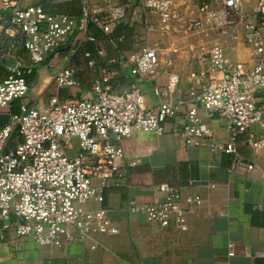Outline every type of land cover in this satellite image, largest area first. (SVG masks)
<instances>
[{
    "label": "built area",
    "instance_id": "2783aa9c",
    "mask_svg": "<svg viewBox=\"0 0 264 264\" xmlns=\"http://www.w3.org/2000/svg\"><path fill=\"white\" fill-rule=\"evenodd\" d=\"M197 3L198 18L188 30L211 35L212 40L200 67L189 73L193 86L182 87L178 73L165 71L170 61L162 59L156 48L144 46L129 57L121 53V60L128 64V80L139 84L152 80L156 104L148 105L137 87L114 90L112 74L102 71L89 98L62 101L54 96L44 107L22 104L18 113H11L12 102L30 94L24 73L31 74L41 65L54 70L57 88L79 85L76 70L60 66L58 55L78 26L77 18L50 15L34 0H0V61L15 60L14 66L6 62L8 73L0 78V115L9 114L8 123L0 127V240L12 232L38 247L60 250L95 235L119 234L112 210L86 206L104 202L105 189L124 164L122 142L135 133H177L186 147L234 156L236 140L245 134L246 147L264 152V136L252 129L255 124L264 126V0L257 1L255 22L244 29L250 62L236 63L227 59L223 42L230 28L245 22L248 0ZM81 4L80 21L94 24L105 37L127 16V6L113 0H81ZM175 10L176 0H139L135 12L156 15L158 29L164 32ZM19 52L24 57L16 56ZM161 73L167 75L163 85L157 83ZM215 113L231 127L226 142L204 123ZM247 169L252 172L256 167L248 164ZM156 191L162 201L132 200L125 217L185 231V211L200 205L201 198L184 197L180 187L167 183L159 184ZM227 255L234 256L232 244Z\"/></svg>",
    "mask_w": 264,
    "mask_h": 264
},
{
    "label": "crops",
    "instance_id": "0c3cea01",
    "mask_svg": "<svg viewBox=\"0 0 264 264\" xmlns=\"http://www.w3.org/2000/svg\"><path fill=\"white\" fill-rule=\"evenodd\" d=\"M34 1L50 15L77 18L78 27L58 55L60 66L76 70L79 85L57 88L53 82L54 70L41 65L35 69V78L29 84L30 94L12 102L11 113L22 104L44 107L54 96L62 101L89 98L102 71L112 74L110 86L114 90L137 87L146 95L148 105H154L152 80H144L143 84L128 80L125 77L128 64L122 62L121 53L129 57L141 47L156 48L161 58L171 63L165 71L178 73L182 87L189 88L194 85L190 71L200 67V58L211 45V35L188 30L190 23L198 18V0H176L175 16L164 32L158 29L156 15L136 13L139 4L126 5V18L113 28L109 37L94 24L80 21L81 0ZM257 1L248 0L245 22L230 28L224 39L226 57L231 63L250 62L243 37L245 25L255 22L253 10ZM90 36L96 40L90 41ZM122 36L124 40L120 42ZM108 39L114 40L116 46ZM17 55L24 57L22 52ZM6 62L14 66L15 60L0 61V78L8 73ZM166 81L165 73L157 77L160 85ZM8 121L9 114L0 115V125ZM204 123L218 140H229L231 127L218 114L205 118ZM252 129L257 136H264V126L255 124ZM244 138L245 134L238 136V155L234 156L186 147L177 133L133 134L122 142L124 164L105 189L104 202L86 206L112 210L119 234L95 235L57 250L38 247L32 240L17 238L10 232L0 240V264H264V152L246 147ZM77 151L76 145L73 153ZM248 164H254L256 170L249 172ZM162 183L180 187L184 197L197 195L202 200L200 205L186 209L185 231L176 227L162 229L139 217H125V208L132 200L162 201L163 196L156 191ZM228 244L233 246L232 257L227 255Z\"/></svg>",
    "mask_w": 264,
    "mask_h": 264
},
{
    "label": "trees",
    "instance_id": "16d2710c",
    "mask_svg": "<svg viewBox=\"0 0 264 264\" xmlns=\"http://www.w3.org/2000/svg\"><path fill=\"white\" fill-rule=\"evenodd\" d=\"M34 74H35V70L32 72V74H24L23 75L27 79L28 85L31 84V82L34 80V78H35ZM18 112H19V110L13 109V113H18ZM2 125H0V126H2Z\"/></svg>",
    "mask_w": 264,
    "mask_h": 264
},
{
    "label": "rangeland",
    "instance_id": "374dc122",
    "mask_svg": "<svg viewBox=\"0 0 264 264\" xmlns=\"http://www.w3.org/2000/svg\"><path fill=\"white\" fill-rule=\"evenodd\" d=\"M118 1L117 3L124 4V5H129L130 6H138L139 0H116Z\"/></svg>",
    "mask_w": 264,
    "mask_h": 264
}]
</instances>
